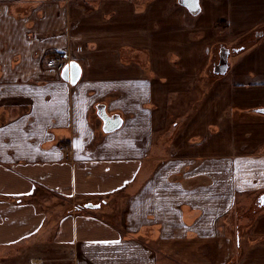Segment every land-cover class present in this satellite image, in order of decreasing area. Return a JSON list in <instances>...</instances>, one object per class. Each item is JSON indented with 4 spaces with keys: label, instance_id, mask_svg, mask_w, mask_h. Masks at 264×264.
I'll return each instance as SVG.
<instances>
[{
    "label": "crops",
    "instance_id": "1",
    "mask_svg": "<svg viewBox=\"0 0 264 264\" xmlns=\"http://www.w3.org/2000/svg\"><path fill=\"white\" fill-rule=\"evenodd\" d=\"M144 2L0 0V264L229 261L228 214L264 194V0ZM249 226L235 264H264Z\"/></svg>",
    "mask_w": 264,
    "mask_h": 264
},
{
    "label": "rangeland",
    "instance_id": "2",
    "mask_svg": "<svg viewBox=\"0 0 264 264\" xmlns=\"http://www.w3.org/2000/svg\"><path fill=\"white\" fill-rule=\"evenodd\" d=\"M217 29L219 32L222 31L221 26H218ZM233 59H234V56H231L230 60L233 61ZM196 98H194V100ZM260 196L255 197V195L251 194V196L249 195L247 198L242 199L241 202H240V198H237V206H235L233 210L228 214V220H229L230 226L232 227L231 228L232 237H229L232 251L228 258L229 261H227L226 264H235L236 261L238 260V259H235V256L238 258L239 252L241 250H245L251 245L250 241L252 238H250L251 236L248 231L250 229L249 225L251 224L253 219L259 215V213L264 211V209L262 208L264 206L260 205ZM47 197L51 203L57 200L53 198L52 194L50 196L47 195ZM77 210H79V208H77ZM72 211L73 210L69 212H72ZM100 213H102L105 216H110L107 209L100 210ZM238 237H240V242L238 241ZM248 238H250V241H248ZM237 242L241 244V248L237 246Z\"/></svg>",
    "mask_w": 264,
    "mask_h": 264
},
{
    "label": "water",
    "instance_id": "3",
    "mask_svg": "<svg viewBox=\"0 0 264 264\" xmlns=\"http://www.w3.org/2000/svg\"><path fill=\"white\" fill-rule=\"evenodd\" d=\"M179 4L186 7L191 13H197L200 9L199 0H178ZM257 39V37H255ZM231 50L223 49L219 51L218 62L214 65L213 72L215 74H224L228 67V56ZM81 77V67L80 65L72 61L68 65H65L61 71V78L65 81L70 82L72 85L76 84ZM99 115L103 118L105 123L106 131H113L120 125L121 121L117 116L107 115L105 108L103 106L98 107ZM257 113L264 114V108H258L255 110ZM260 205L264 206V194L260 196ZM101 206V203H86L83 205L86 209H97Z\"/></svg>",
    "mask_w": 264,
    "mask_h": 264
},
{
    "label": "built area",
    "instance_id": "4",
    "mask_svg": "<svg viewBox=\"0 0 264 264\" xmlns=\"http://www.w3.org/2000/svg\"><path fill=\"white\" fill-rule=\"evenodd\" d=\"M71 61V57L67 53L58 54L49 58L46 62L47 66L56 67L58 70H62V68Z\"/></svg>",
    "mask_w": 264,
    "mask_h": 264
},
{
    "label": "trees",
    "instance_id": "5",
    "mask_svg": "<svg viewBox=\"0 0 264 264\" xmlns=\"http://www.w3.org/2000/svg\"><path fill=\"white\" fill-rule=\"evenodd\" d=\"M136 1V0H135ZM146 1H148V0H145V2L143 3V5L146 3ZM256 34H254L253 35V37H251L250 38V41L249 42H252V41H254V42H256L257 40H258V38L257 39H255V37H257V36H255ZM249 42H247V44H250ZM245 43V42H244ZM246 44V43H245Z\"/></svg>",
    "mask_w": 264,
    "mask_h": 264
}]
</instances>
